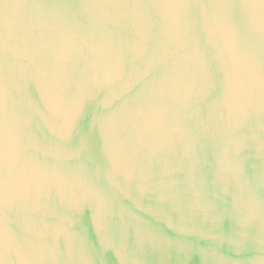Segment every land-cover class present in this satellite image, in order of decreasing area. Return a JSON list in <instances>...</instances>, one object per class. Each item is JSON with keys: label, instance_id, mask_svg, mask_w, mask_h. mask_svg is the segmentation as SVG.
<instances>
[{"label": "water", "instance_id": "1", "mask_svg": "<svg viewBox=\"0 0 264 264\" xmlns=\"http://www.w3.org/2000/svg\"><path fill=\"white\" fill-rule=\"evenodd\" d=\"M0 264H264V0H0Z\"/></svg>", "mask_w": 264, "mask_h": 264}]
</instances>
